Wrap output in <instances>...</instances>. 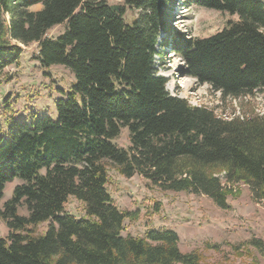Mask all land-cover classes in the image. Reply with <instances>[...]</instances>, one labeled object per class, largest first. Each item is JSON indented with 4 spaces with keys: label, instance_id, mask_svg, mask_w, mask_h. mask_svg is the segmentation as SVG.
I'll return each instance as SVG.
<instances>
[{
    "label": "trees",
    "instance_id": "1",
    "mask_svg": "<svg viewBox=\"0 0 264 264\" xmlns=\"http://www.w3.org/2000/svg\"><path fill=\"white\" fill-rule=\"evenodd\" d=\"M123 1L0 0V75L19 61L21 44L36 42L42 66L63 65L76 80L54 116L33 112L30 121L0 129V199L6 183L21 179L0 207L9 229L0 238V264H205L199 250H181L173 230L123 234L126 217L136 216L115 204L110 170L208 196L224 209L234 194L228 185L238 182L264 201V115L226 119L170 94L156 46L176 0ZM186 1L239 18L215 35L176 39L185 75L224 97L264 93V0ZM128 6L142 12L129 24ZM64 23L63 33L47 36ZM123 126L129 147L112 141ZM71 197L84 217L64 210Z\"/></svg>",
    "mask_w": 264,
    "mask_h": 264
},
{
    "label": "rangeland",
    "instance_id": "2",
    "mask_svg": "<svg viewBox=\"0 0 264 264\" xmlns=\"http://www.w3.org/2000/svg\"><path fill=\"white\" fill-rule=\"evenodd\" d=\"M97 1V0H96ZM109 4L124 5L123 0H106ZM41 9L40 5L32 7ZM142 12L126 7L125 20L132 23ZM170 28L160 29L157 37L156 56L158 73L167 78L166 89L173 96L186 99L192 105L206 106L215 114L226 119L244 118L250 114L264 115V93L239 97H224L220 91L213 90L207 83L200 84L192 76L185 75L184 62L174 45L180 35L202 38L215 35L238 16L209 9L203 6L191 5L186 0H176L168 11ZM66 24L56 25L48 31L47 36L56 38L65 31ZM164 39L165 42H164ZM23 54L18 62L8 66L0 75V129H5L13 121H30L32 113L43 115L50 111L55 115V103L62 92L71 88L75 75L63 65L42 66L38 59V43L21 44ZM113 143L129 147L131 139L127 126L121 127L118 137ZM224 178V171L218 174ZM107 189L115 204L121 210H127L135 215L131 220L126 217L123 234L144 237L150 230H173L180 236V248L184 252L199 250L202 262L205 264H252L249 258L251 252L236 254L234 246H246L251 240L238 241L234 234L211 230L209 217L217 218L214 201L207 196L186 191L162 190L150 180L134 174L125 177L115 170L109 172ZM21 182L18 177L8 183L4 189L0 207L9 200L15 187ZM243 182L229 184L233 195L245 189ZM258 203L263 204V200ZM64 210L76 218L85 216L83 204L71 197ZM19 212L27 214L21 207ZM229 215V214H227ZM49 221L38 227L39 233H46ZM9 229L0 217V238H4ZM248 250V249H247ZM261 257L255 258L253 264H264V247L260 250Z\"/></svg>",
    "mask_w": 264,
    "mask_h": 264
},
{
    "label": "crops",
    "instance_id": "3",
    "mask_svg": "<svg viewBox=\"0 0 264 264\" xmlns=\"http://www.w3.org/2000/svg\"><path fill=\"white\" fill-rule=\"evenodd\" d=\"M213 203L218 214L217 218L209 217L208 219L210 220L209 225H212L211 230L234 234L236 242L252 239L261 240L263 241L262 247H264V206L258 203L248 186L235 195L228 196L229 209L221 208L215 202ZM262 247L252 243L243 246L241 250L245 248L244 252L252 253L249 261L253 264L255 258L261 257L260 250Z\"/></svg>",
    "mask_w": 264,
    "mask_h": 264
}]
</instances>
